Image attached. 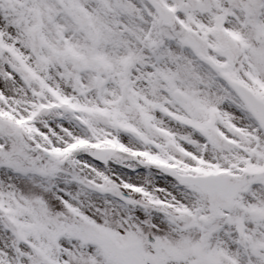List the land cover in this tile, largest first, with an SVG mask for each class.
Segmentation results:
<instances>
[{
    "label": "snow or ice",
    "instance_id": "6c2138e0",
    "mask_svg": "<svg viewBox=\"0 0 264 264\" xmlns=\"http://www.w3.org/2000/svg\"><path fill=\"white\" fill-rule=\"evenodd\" d=\"M0 264H264V0H0Z\"/></svg>",
    "mask_w": 264,
    "mask_h": 264
}]
</instances>
